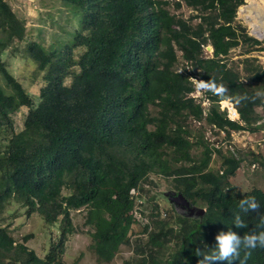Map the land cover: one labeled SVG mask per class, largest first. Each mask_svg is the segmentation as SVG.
<instances>
[{
	"label": "trees",
	"instance_id": "16d2710c",
	"mask_svg": "<svg viewBox=\"0 0 264 264\" xmlns=\"http://www.w3.org/2000/svg\"><path fill=\"white\" fill-rule=\"evenodd\" d=\"M60 1L77 24L66 49L25 44V55L43 72L39 101L33 104L1 60L7 45L23 40L25 25L0 0V72L12 89L7 94L0 87V125L11 123L14 110L28 108L23 128L10 130L0 152V209L17 199L45 223L58 222L59 233L41 258L0 227V264H65L63 245L74 232L70 211L80 209L92 228L89 247L99 262H110L119 246L128 243L127 227L134 221L132 192L151 173L172 177L177 192L205 204V214H176V228H166L164 220L150 229L145 225L147 240L136 248L140 258L123 264H197L200 235L209 246L200 251L211 252L215 234L231 226L240 199L254 195L264 214L263 190L225 192L226 179L241 158L230 154L219 170H208L212 149L205 145L195 161L186 126L189 118L205 120L230 133L251 130L258 120L256 108L264 106V100L233 105L238 114L233 120L219 110L217 102L225 99L204 93L209 101L204 113L189 96L195 88L191 77L214 78L230 93L252 96L264 91V68L250 56L263 50V41L235 19L244 1ZM182 5L191 10L186 17L176 12ZM206 45L212 48L211 56H203ZM235 48L243 55L240 70L230 60ZM73 50L79 51L76 61L71 60ZM178 53L185 63L182 71L177 68ZM71 66L77 69L70 71ZM242 79L247 84H241ZM63 189L68 193L63 195ZM258 215L242 214L248 228L258 223ZM234 230L243 235L248 229ZM167 243L172 247L164 256L161 250ZM248 264H264V249L254 250Z\"/></svg>",
	"mask_w": 264,
	"mask_h": 264
},
{
	"label": "rangeland",
	"instance_id": "374dc122",
	"mask_svg": "<svg viewBox=\"0 0 264 264\" xmlns=\"http://www.w3.org/2000/svg\"><path fill=\"white\" fill-rule=\"evenodd\" d=\"M11 10L25 25V36L22 41L13 40L10 45L2 51L1 60L5 64L7 71L17 80L23 89L30 96L33 104L39 101L38 94L44 84L43 72L39 71L36 64L25 55V44L36 42L44 45H53L57 50L66 49L71 38V31L77 26L74 22V14L60 0H5ZM244 3L237 9L236 21L246 28L249 35L255 31V26L251 25L244 17V11L251 7L250 17L264 18L263 0H243ZM184 17L191 12L186 6L176 11ZM258 12L259 15H258ZM258 33H262L257 30ZM254 34H257L254 32ZM2 39V34H0ZM261 51H251L250 56L255 57L264 68V35ZM71 42V41H70ZM212 48L206 45L202 48L203 56H211ZM79 51H72L71 60L76 61ZM239 48H235L230 53V60L234 66L241 69ZM178 71L184 69L185 64L178 53ZM76 66L69 67L70 71L76 70ZM186 70H188L186 68ZM193 77L190 79L192 80ZM70 77L64 79L68 84ZM0 87L11 94L12 89L5 81L0 72ZM196 103H200L206 112L209 101L205 99L194 88L189 94ZM219 110H226V105L222 101L217 102ZM231 104V103H230ZM231 106V105H230ZM222 107H224L222 109ZM233 107V105H232ZM28 112V108L21 106L10 113L11 123L0 125V152L3 151L5 140L10 130L19 131L23 128V121ZM258 120L252 125L253 129L231 131L226 133L214 128L205 120L196 121L189 118L186 122L189 132V139L192 142L190 152L195 161H199L204 146L212 149L208 170L217 171L221 168L222 160L225 156L232 154L241 158V162L234 175L227 177L228 189L231 193L243 195L253 188L264 191V106L256 108ZM228 117V115H227ZM229 118V117H228ZM238 118L235 117V120ZM177 190L173 187L172 177H164L159 174H149L143 182L141 188L132 192L133 207L132 216L134 221L127 227L128 243L121 244L117 253L110 262H99L94 251L89 247L91 244L92 228L84 223L85 210H71L70 219L74 232L69 234L64 242L61 259L65 264H123L125 261L134 263L140 258L136 248L144 246L147 240V233L144 231L145 225L148 229L153 228L156 221H166V228H176V214H182L185 210L169 202L165 192ZM68 193L67 189L62 190V194ZM191 205L196 208L206 209L204 203L198 199H189ZM157 214V215H156ZM205 214V212H204ZM203 214V215H204ZM0 227L13 238L15 242H22L27 248L43 258L49 250L50 244L58 239V222L47 224L36 211H31L19 200L11 198L6 201L0 209ZM124 227V223L121 225ZM172 243H167L161 253L168 255Z\"/></svg>",
	"mask_w": 264,
	"mask_h": 264
},
{
	"label": "clouds",
	"instance_id": "9594fccd",
	"mask_svg": "<svg viewBox=\"0 0 264 264\" xmlns=\"http://www.w3.org/2000/svg\"><path fill=\"white\" fill-rule=\"evenodd\" d=\"M197 91L201 94L210 92L214 96L227 100L234 106H240L254 99L264 100V91L257 90L252 96L247 92L230 93L229 87L223 82H217L214 78H192ZM247 79H242L241 84H247ZM229 189H225L228 192ZM239 211L235 212L232 224L226 229H219L214 236V247L211 252H202V247H209L202 234L198 240L197 264H248L252 252L257 248L264 249V214H260L261 204L254 195H248L239 200ZM257 213L258 223L248 228L242 218L243 215ZM235 229H248L243 235ZM243 252V255L241 253Z\"/></svg>",
	"mask_w": 264,
	"mask_h": 264
},
{
	"label": "water",
	"instance_id": "95a60500",
	"mask_svg": "<svg viewBox=\"0 0 264 264\" xmlns=\"http://www.w3.org/2000/svg\"><path fill=\"white\" fill-rule=\"evenodd\" d=\"M240 7V6H239ZM238 7V9H239ZM256 39H262L263 35L261 34H254L251 32ZM165 196L167 197L168 201L173 203L175 206L185 210L182 214L187 217H201L203 216L205 210L202 208H196L195 206L191 205L190 201L180 192H176L174 190H170L165 192Z\"/></svg>",
	"mask_w": 264,
	"mask_h": 264
},
{
	"label": "bare ground",
	"instance_id": "6f19581e",
	"mask_svg": "<svg viewBox=\"0 0 264 264\" xmlns=\"http://www.w3.org/2000/svg\"><path fill=\"white\" fill-rule=\"evenodd\" d=\"M264 1V0H263ZM251 13V7L247 8V10L244 11V17L245 19L253 26H255V33L258 34L257 30H260L262 33H259L261 35H264V18H259L258 16H256L255 18L250 17ZM260 12H258L259 15ZM253 32V33H254ZM223 104H227L226 106H228L229 110H230V114H232V110H234L233 107L230 106V103L227 102V100H223L222 101ZM234 115H237L236 113H234Z\"/></svg>",
	"mask_w": 264,
	"mask_h": 264
},
{
	"label": "built area",
	"instance_id": "2783aa9c",
	"mask_svg": "<svg viewBox=\"0 0 264 264\" xmlns=\"http://www.w3.org/2000/svg\"><path fill=\"white\" fill-rule=\"evenodd\" d=\"M231 105V107H232V104H230ZM224 107H222V109H223ZM226 109H227V112H228V117L230 118V119H233V120H235V117H237L238 118V114L236 113V110L234 109V110H232V114H230V110H229V108H228V106H226L225 107ZM223 110H225V109H223ZM234 113H236L237 115H234Z\"/></svg>",
	"mask_w": 264,
	"mask_h": 264
}]
</instances>
